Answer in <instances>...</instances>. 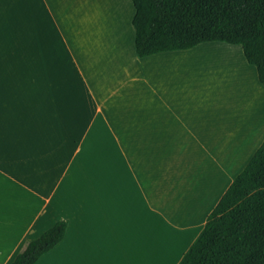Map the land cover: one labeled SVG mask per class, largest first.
Masks as SVG:
<instances>
[{
  "label": "crops",
  "instance_id": "crops-1",
  "mask_svg": "<svg viewBox=\"0 0 264 264\" xmlns=\"http://www.w3.org/2000/svg\"><path fill=\"white\" fill-rule=\"evenodd\" d=\"M133 16L131 0H0L1 32L17 33L0 45V157L13 144L26 151L24 181L0 168V264L59 221L63 240L35 264H178L264 141L220 165L219 101L216 111L182 68L206 43L138 58ZM120 49L129 54L114 68ZM245 110L232 108L233 125L246 124ZM34 142L53 155L39 159ZM61 153L67 163L50 186ZM76 160L83 181H68L52 209Z\"/></svg>",
  "mask_w": 264,
  "mask_h": 264
},
{
  "label": "trees",
  "instance_id": "trees-1",
  "mask_svg": "<svg viewBox=\"0 0 264 264\" xmlns=\"http://www.w3.org/2000/svg\"><path fill=\"white\" fill-rule=\"evenodd\" d=\"M138 58L202 43L239 46L264 88V0H131ZM59 221L11 264H35L59 244ZM178 264H264V141L206 218Z\"/></svg>",
  "mask_w": 264,
  "mask_h": 264
},
{
  "label": "rangeland",
  "instance_id": "rangeland-1",
  "mask_svg": "<svg viewBox=\"0 0 264 264\" xmlns=\"http://www.w3.org/2000/svg\"><path fill=\"white\" fill-rule=\"evenodd\" d=\"M90 9V7H89ZM126 24V23H125ZM121 25V24H119ZM11 34L8 35L7 31L6 33H2L0 30V45L4 42L5 45H7L10 42V37L12 39L16 38L17 39V33L16 31H10ZM11 39V40H12ZM131 44V40L129 41ZM212 45H219V46H205L209 44H202L203 46H200L199 48L195 49L191 53V56H193L192 60L188 59V62L186 61L185 64L182 65V68H185L187 71L186 72V85H189L190 77H194V84L197 87H200L203 90V94L205 95V101L210 102L213 107H215V110L217 111L216 108V103L215 101L219 100L220 101V107H221V115L224 114L223 116H220L221 120L219 124V139L222 141L220 143L221 148L218 149V163L220 165L223 164L222 159L225 157L227 158L228 162L230 163L231 160H234V163L237 162L241 155L242 148H249V155L253 151V148H255L256 144H259L261 139L264 136V90L258 83L256 76H255V69L248 65L243 56L242 52L239 46H232L228 45L225 43H220V42H214L210 43ZM12 50L14 49V46L11 47ZM214 52H223L226 54H230L232 56V60H234L233 67L230 68L228 65H225L226 62H221L222 60H215L216 55L215 54H221V53H214ZM188 53V52H187ZM129 54V49L124 50L123 55L121 54V49L119 50V55L121 57H118L116 55L115 57H110L114 60V68H116L117 63L121 62L122 57L126 59V55ZM134 54L132 52V46H131V55ZM212 57V61L216 62H211V63H205L204 60L197 59V57ZM220 56V55H218ZM221 57V56H220ZM189 58V57H188ZM222 59V58H219ZM103 62V65L109 66L111 63L108 62L107 57H103V59H100ZM127 64V61H126ZM227 66V68H226ZM242 69V71H241ZM241 71V72H240ZM216 83L221 84V89H219L220 92H218L219 95L214 93V90H216L215 85ZM245 88H242L243 85ZM213 89V91H212ZM213 92V95L211 93ZM223 91V92H222ZM224 94L227 96V94L231 95V103L230 104H224ZM216 97L214 98V96ZM212 96L215 101L212 100ZM217 99V100H216ZM252 103V109L251 112L247 109V104ZM247 107V108H246ZM263 107V108H262ZM232 108H237V109H246L244 112L245 116L251 117L252 119L250 121H247L246 118V124L243 123H237L235 122V127L233 125L232 121ZM250 109V108H249ZM254 109L256 110V115L254 114ZM251 113V114H250ZM218 114V113H217ZM224 118V119H223ZM255 119H259L260 125L258 129H255ZM225 141V142H224ZM22 142V141H21ZM51 143H36L34 142L33 145L35 147V150H39L38 152L39 159L43 160H48V157L52 156L53 153L50 152L49 146ZM45 146V147H44ZM13 148H18L16 147V144H13V147L11 145L10 147V154L9 156H2L0 157V168L7 172L9 175L16 177L18 179H21L24 181V166L22 165L25 164L24 158H21L24 153L26 152L25 150H21L18 152H14ZM247 148V149H248ZM8 150V149H7ZM65 153L59 154V158L56 159L51 165L49 166V175H46V181L49 183L50 186H53L54 184L57 183L58 179L60 178L62 172L65 169V165L67 163V157L64 155ZM245 157L248 158V155ZM7 158H6V157ZM6 158L7 160L10 161V165L6 163L4 160ZM38 160L31 161L30 165H38ZM94 161H97V158H92V163L91 165L94 164ZM79 161L76 160L74 163L73 167L70 170L69 176L65 178V180L62 182L61 186L59 187L53 201H52V209L56 208L57 209V204L59 201L62 199H65L67 189L69 182L68 181H73V183H81L83 181V173L81 170H78V165ZM23 166V168H20ZM88 176L89 180L88 182L93 183V178L94 174L98 173L94 169H90L88 171ZM99 175V174H98ZM207 178V177H205ZM172 206L170 207V210H173L175 208L173 206V202H171Z\"/></svg>",
  "mask_w": 264,
  "mask_h": 264
},
{
  "label": "bare ground",
  "instance_id": "bare-ground-1",
  "mask_svg": "<svg viewBox=\"0 0 264 264\" xmlns=\"http://www.w3.org/2000/svg\"><path fill=\"white\" fill-rule=\"evenodd\" d=\"M122 10V9H121ZM121 13L123 12V11H120ZM126 12V11H125ZM126 14V13H125ZM126 16V15H125ZM214 53H221V54H215L216 55V59L215 60H222L221 62H226V64L225 65H228L231 69L232 68H234L233 66L234 65H232L233 64V62H234V60H232V56H230V54H226V53H223V52H214ZM218 55H220V56H218ZM201 59V58H203V59H201V60H204V62L205 63H211V62H216V61H212V57H197V59ZM219 58H222V59H219ZM226 68H227V66H226ZM241 71H242V69H241ZM240 71V72H241ZM215 85H217V87L215 86V88H216V90H214V93H216L217 95H219L218 94V92H220L219 91V89H221L222 90V88H221V84H218V83H216ZM243 87L242 88H245V86H244V84L242 85ZM212 91H213V89H212ZM223 92V91H222ZM213 93V92H212ZM231 95L229 94H227V96L224 94V102L226 103V104H230L231 102ZM219 101V100H218ZM221 104H220V101H219V106H220ZM231 105H232V103H231Z\"/></svg>",
  "mask_w": 264,
  "mask_h": 264
}]
</instances>
